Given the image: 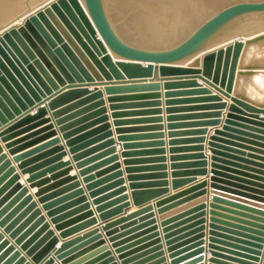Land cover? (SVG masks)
I'll return each instance as SVG.
<instances>
[{
    "label": "water",
    "instance_id": "1",
    "mask_svg": "<svg viewBox=\"0 0 264 264\" xmlns=\"http://www.w3.org/2000/svg\"><path fill=\"white\" fill-rule=\"evenodd\" d=\"M260 13H264V0L227 4L178 41L172 39L178 32L175 24L149 31L125 18L123 24H130L134 35L132 41L120 33L107 0H0V264H165L167 258L170 264H197L202 260L191 258L203 252L200 246L206 234L202 232L204 220L199 218L204 211L199 210L204 204L172 215L164 214L172 207L162 206L175 195L153 202L169 192L164 188L165 133L153 132L163 130L162 125L121 127L164 118H119L162 114L160 108L128 111L137 106H160L153 99L160 96L154 91L162 82L167 90L169 152H197L183 155L195 160L184 163H174L180 155H171L172 170L193 168L173 171L172 176L205 172L208 156L204 146L179 145L205 140L181 138L196 132L183 128L201 122L184 120L215 113L181 114L185 108L177 106L180 99L176 97L191 92L211 94L199 79L231 99L230 112L241 106L259 118L264 101L252 100L243 89L233 92L241 78L264 74V54H253L245 63L251 49L264 47V24L254 26L248 21ZM98 86H104L109 95L116 139ZM188 86L195 89L175 90ZM140 91L146 93L127 94ZM117 92L126 95L110 96ZM140 98L151 101L128 102ZM208 98L221 101L217 94ZM231 114L226 126L232 121ZM132 129L149 133L133 134L136 130ZM213 137L210 146L216 144ZM211 152L214 167L222 159L216 149ZM124 172L138 209L126 214L127 209L118 216L130 205ZM211 174L214 195L217 190H235L221 185L214 171ZM142 178L153 181L136 182ZM173 183L177 187L182 179ZM206 184L204 179L188 191ZM154 207H161L160 224L154 218ZM211 222L208 261L216 264L214 239L224 236L217 231L216 222ZM246 234L255 242L263 239ZM255 242L254 247L258 246Z\"/></svg>",
    "mask_w": 264,
    "mask_h": 264
},
{
    "label": "crops",
    "instance_id": "2",
    "mask_svg": "<svg viewBox=\"0 0 264 264\" xmlns=\"http://www.w3.org/2000/svg\"><path fill=\"white\" fill-rule=\"evenodd\" d=\"M249 61H245L247 63ZM261 74L254 75L251 77L252 85L249 82L245 81L241 78L240 83L237 87V84L234 86V92L238 90V92L244 90L246 95L254 101L262 103L264 98L261 96V86L257 81V77H260ZM256 76V77H255ZM249 80V78H248ZM199 83L204 85L210 89V93H181L177 95V99H180V103L177 106L184 107L183 112L181 114L187 115H199L194 113H215L213 116L208 115H201L200 116H190L185 122H193V121H201L197 122L198 124H194L196 126H188L183 128V130H192L196 132H192L195 134H187L181 138L187 139H200L198 137H204L205 140L200 143L197 142H189L185 141L186 143H182L179 146H194V145H203L204 152L206 156H208V164L205 168V172L201 173H187L185 175H181L180 177L173 178L172 173L173 171H180V170H187L193 168H186L179 167L175 168L176 170H172V161L171 155H180L179 159H176L174 163H184V162H191L195 160H191L192 158H186L183 155L197 153L196 150H184L179 151L176 154H170L167 143V122H166V96H165V88L161 82V86L157 91L160 94L159 97H156L154 100L160 101V106L154 105L153 107L150 106H137L131 107L128 111H135V110H143L146 109H162V114L158 115L157 113L154 114H141L137 113L132 116L119 118V119H140L145 117H157L162 116L164 118L161 122H142V121H134L138 123H132L131 125H124L121 127H139L141 129L148 127L147 125H162L163 130L153 131V132H164L166 140V145L163 148L166 149L165 154L163 156L166 157V178H164L167 183L164 188L169 190V192H165L162 195L156 197L154 201L164 200L172 195L176 197L172 198L162 206L164 207H172L167 210L165 213H170L172 215L182 213L195 207L196 205L204 204V208L199 210V213L204 211L203 216H200L199 219H203L204 223L202 225L205 226V230L202 231L205 233V239L203 240L202 253L194 256L192 259L201 257L202 260L198 261L197 264H210L208 261L211 259L209 248V239L208 233L210 231V224L212 223L211 220L216 222L218 225L219 231L223 238L214 239L217 243L218 251V260L215 262L216 264H264V113H261L259 118H257V113L254 111L247 110L241 106H236L238 109H233L231 112L230 106L233 105V102L230 98H227L225 95L219 93L215 88L210 86L209 84L202 82L199 80ZM247 82V83H246ZM257 83V84H256ZM247 86H246V85ZM255 85V86H254ZM254 86V87H253ZM95 88V87H94ZM99 89L103 91V98L106 101V107L108 109V115L110 116L109 122L112 125V130L114 131V138H117V134L115 133L116 126L113 125L114 118L111 117L112 110L109 108L110 103L108 101L109 95L106 94L104 90V86H98ZM260 88V89H258ZM91 90L93 88H90ZM195 88L183 87L175 89L176 91H185V90H192ZM122 92H117L116 94H112L110 96H120L126 94H120ZM146 92H131L127 93L130 95H136ZM219 95L221 97V101L216 102L217 100H209V96L212 95ZM144 101H151V100H142L137 99L134 101L128 102H144ZM115 103H122V102H115ZM216 103H224L223 106L218 107L214 106L217 105ZM122 111V110H116ZM228 113H232L230 116V121L228 126H226L225 121L227 119ZM208 130V132L204 131ZM136 130L133 131V134L138 133H149V132H138L139 131H147V130H140V129H132ZM155 130V129H154ZM215 130H219L218 134H214ZM204 132V133H203ZM213 137V141L216 143L213 146H210V137ZM170 139V138H169ZM140 141H147V140H140ZM196 141V140H191ZM118 143V142H117ZM118 152L120 154V146L117 145ZM30 149V148H28ZM211 149H216V155L220 157L222 160L216 161V165L213 167L212 161V152ZM26 151V150H24ZM151 157V156H145ZM65 160L67 157L64 158ZM124 158L120 156L119 162L122 164V170L124 171L126 166L123 164ZM140 165H149V164H140ZM215 172L217 177L220 179L219 182L221 185L233 188L229 192V190H217L218 195H214L212 192L214 189L211 187L210 177L213 175L211 172ZM74 173V170L71 171ZM145 173H152V172H138L137 174H145ZM125 183L127 190L125 194L129 196L128 203L129 206L125 208V211L118 216H123V214H130L138 209L137 206L134 205L133 199L131 196V188H130V181L128 180V174L124 172ZM149 177V176H148ZM152 178H142L137 179L136 182H147L153 181ZM174 179H182V183L174 186ZM207 181V184L204 188L199 190H190L196 183L204 180ZM35 190V189H34ZM33 190V191H34ZM188 191V192H186ZM241 191V192H239ZM186 192V193H185ZM233 192V193H232ZM246 193H252L255 195L260 196L263 199H257L254 197H249ZM238 193V194H236ZM244 194V195H240ZM213 197H216L217 200L215 202L212 201ZM161 208V207H160ZM158 207H154L152 212H155V217L157 219V224H160L161 215L158 213ZM163 214V215H164ZM171 215V216H172ZM117 217V216H116ZM155 224V225H157ZM221 230V231H220ZM249 233L251 235H260L263 237L260 242H255L253 239H248L246 236ZM253 241V242H251ZM165 240L162 239V243L164 244ZM258 243V246L254 247L252 243ZM61 243V241H60ZM59 243V244H60ZM224 247V248H223ZM166 252V246H163ZM167 256V253H166ZM199 259V258H198ZM170 264V260L167 258L165 264Z\"/></svg>",
    "mask_w": 264,
    "mask_h": 264
},
{
    "label": "rangeland",
    "instance_id": "3",
    "mask_svg": "<svg viewBox=\"0 0 264 264\" xmlns=\"http://www.w3.org/2000/svg\"><path fill=\"white\" fill-rule=\"evenodd\" d=\"M236 1L240 0H107L112 19L118 24L117 26L120 33L125 38L132 41L134 40V35L131 34L130 29H128L129 31L126 30V27L123 24L125 18L131 19V23L135 22L138 24L137 26H139L140 18L145 19V21L149 23H152L155 20L161 25L160 28L162 27L164 29L169 24H175V26L178 27V32L174 35L175 37H172V39L178 41L186 36L193 27L218 11L220 8ZM21 5H24V2ZM148 15L156 17L157 20L156 18L150 20V18L147 17ZM176 15L180 18L173 19ZM190 18L193 20L191 21ZM248 21L250 23H255L254 26H261L264 24V13L254 15L250 17V20ZM135 36L137 35L135 34ZM138 38L141 39L143 37L138 36ZM258 55L262 56L263 54L258 52ZM260 84L261 89H263L264 84Z\"/></svg>",
    "mask_w": 264,
    "mask_h": 264
},
{
    "label": "bare ground",
    "instance_id": "4",
    "mask_svg": "<svg viewBox=\"0 0 264 264\" xmlns=\"http://www.w3.org/2000/svg\"><path fill=\"white\" fill-rule=\"evenodd\" d=\"M179 4V3H178ZM181 5V4H180ZM175 8H178V7H175ZM178 10V9H177ZM197 15V14H196ZM179 16L181 17V15L179 14ZM179 16H175V17H173V19L174 18H176V19H178V18H180ZM148 18H150V20L151 19H154V18H156V17H152L151 15L149 16H147ZM185 17V16H184ZM139 18V17H138ZM141 20H140V23H139V26H137V27H139V29H144V28H149V31L150 30H155L154 29V27H156V26H159L160 24L157 22V21H155L154 20V22H152V23H149V22H146L145 21V19H142V18H140ZM191 19V18H190ZM156 20H157V18H156ZM193 19H191V21H192ZM159 21V20H158ZM187 21V20H186ZM190 21V22H191ZM133 23V22H132ZM131 23V24H132ZM186 23V22H185ZM188 24V23H187ZM187 24H185V25H187ZM130 24H127V26H125L126 27V30L127 29H129L128 28V26H129ZM263 50V51H262ZM258 52H263L262 54H264V47L262 48V49H260V47H257L256 49H251L250 50V52H249V54H248V56H247V58H246V61H249L251 58H252V56H253V54H256L257 55V53ZM258 76V75H257ZM256 77V76H255ZM244 81L243 82H245V81H247V82H249V84H251L252 85V79L251 78H249V80L248 79H246V78H242ZM253 80H255V79H253ZM256 81V80H255ZM257 81H258V83L260 84V83H263L264 84V74H261L260 75V77H257ZM246 82V83H247ZM257 84V83H256ZM246 85V84H245ZM261 85V84H260ZM247 86V85H246ZM255 86V85H254ZM253 86V87H254ZM258 89H260V88H258ZM261 91H262V93H264V88L263 89H261Z\"/></svg>",
    "mask_w": 264,
    "mask_h": 264
}]
</instances>
